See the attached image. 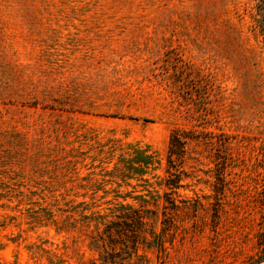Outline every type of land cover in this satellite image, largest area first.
<instances>
[{"label": "rangeland", "instance_id": "1", "mask_svg": "<svg viewBox=\"0 0 264 264\" xmlns=\"http://www.w3.org/2000/svg\"><path fill=\"white\" fill-rule=\"evenodd\" d=\"M260 5L0 0V264H264Z\"/></svg>", "mask_w": 264, "mask_h": 264}, {"label": "trees", "instance_id": "2", "mask_svg": "<svg viewBox=\"0 0 264 264\" xmlns=\"http://www.w3.org/2000/svg\"><path fill=\"white\" fill-rule=\"evenodd\" d=\"M260 11L263 13L262 16V24L260 25V31L262 33L263 36V40H264V0H261V5H260ZM192 139L189 136H185V134H183V132H180L179 130H175L172 134H171V138H170V150H169V159L171 162V156L172 155H177L176 152H174V148H183V146L185 145V143L189 140ZM181 151V150H180ZM145 158H148L149 156H143ZM176 182L174 180H167V184L166 186L168 187H176L175 186Z\"/></svg>", "mask_w": 264, "mask_h": 264}]
</instances>
